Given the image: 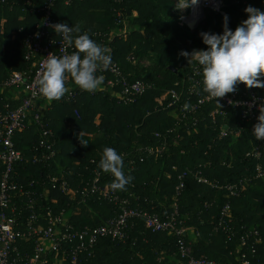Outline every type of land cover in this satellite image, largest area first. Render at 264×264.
Instances as JSON below:
<instances>
[{
    "label": "trees",
    "instance_id": "1",
    "mask_svg": "<svg viewBox=\"0 0 264 264\" xmlns=\"http://www.w3.org/2000/svg\"><path fill=\"white\" fill-rule=\"evenodd\" d=\"M51 1L12 0L0 4V81L36 70L37 59H27L25 41L42 22L41 10ZM68 1L54 3V24L71 26L73 39L88 33L108 50L111 63L118 65L130 81L144 82L149 90L134 104L124 105L106 88V83L115 79L106 73L98 74L103 76V82L94 92L82 91L72 81L66 84L68 91L60 100L43 99L37 111L52 136L45 138L37 124L27 123L14 140L25 157L14 175L25 192L12 193V205L18 209V215L26 223L34 214L49 209L56 215L65 212L70 225L80 230L105 225L119 216L120 203L128 201L129 209L142 210L162 220L178 212L179 221L193 230L187 239L192 242L194 257L239 264L246 253L251 264H264V176H257L258 165L264 172V141L252 135L258 121L241 120L232 112L228 118L213 117L215 110L223 108L218 102L207 103L197 114L187 116L181 112L182 104L169 107L172 99L168 92L178 82H188L198 66L180 53L206 49L200 33L222 34L223 17L207 13L193 32L179 22L174 12L175 0ZM247 6L264 11V0H225L231 30L247 19ZM145 62L152 64L146 67ZM244 87L239 84L236 90ZM253 89L264 97V88ZM72 91L75 97L68 101L67 95ZM6 94L2 92L0 100L6 99ZM224 125L231 131L221 139ZM165 139L168 148L161 156L146 153L147 148H161ZM48 145H53L56 156L36 161L51 154ZM106 147L122 155L123 170L133 179L124 190H117L118 204L102 193L89 195L82 203L83 189L98 175L102 189L111 190L114 177L98 168ZM257 148L262 154L260 159L247 156ZM4 172L0 164V183ZM198 172L209 185L197 181L194 175ZM184 174L185 188L178 195L179 177ZM52 177L67 181L71 192L53 190ZM245 180L249 186L239 196L227 189ZM228 205L231 213L221 224L222 212ZM257 240L260 242L256 243ZM23 250L33 255L35 244ZM84 260V264L183 261L178 238L166 233L153 234L142 220L135 222L126 242L102 239L95 254L91 258L86 255Z\"/></svg>",
    "mask_w": 264,
    "mask_h": 264
},
{
    "label": "built area",
    "instance_id": "2",
    "mask_svg": "<svg viewBox=\"0 0 264 264\" xmlns=\"http://www.w3.org/2000/svg\"><path fill=\"white\" fill-rule=\"evenodd\" d=\"M72 0L68 1V4ZM12 0H0L1 5L9 4ZM56 0H52L41 12L43 20L37 25L33 34L29 35L25 41L26 56L28 60L37 59L35 71L16 73L10 78L0 81V95L6 92V99L0 100V164L5 168L3 178L0 183V264H84V257L90 258L95 254V249L100 240L111 239L114 242H126L129 239V231L135 226L137 220L145 222L146 229L153 234L166 233L171 237L178 238V246L183 261L179 264H221L209 258L194 257L192 242H188L193 234V230L187 228L178 218V212L162 220L156 215H150L142 210L129 209L128 201L121 204V213L118 217L109 220L105 225L99 227H87L76 230L70 225L69 217L65 212L56 215L50 209L45 213L34 214L28 218L26 223L18 215V209L12 205V193H25L14 178L16 167L25 161L14 140L18 132L25 129L28 124H37L43 132V136L48 138L52 132L47 130L42 123V116L37 111L38 104L45 98L39 95L38 80L43 71L45 59L55 55L62 57L71 55L75 51L74 46L69 45L65 39L57 34L53 28L54 19L52 8ZM201 15L193 18L194 6L190 8V13L179 16L181 24L188 27L194 20L205 19L207 13H215L222 17L226 13L225 0H200ZM202 67H195L193 74L188 82H178L175 88L168 94L171 96L170 108L178 107L182 104L181 112L184 116L195 115L201 111L207 103L218 102L222 104V109L215 110L211 115L228 118L229 112L235 114L241 120L254 122L260 114V109L264 107V97L259 96L253 88H238L233 94H226L225 97L212 99L205 91L203 86ZM109 73L114 76V80L106 83L108 91L124 105L134 104L138 98L143 97L149 90V85L144 82H132L126 77L120 67L110 64L107 69L100 68L98 74ZM70 77L66 84L72 82ZM101 87V86H100ZM98 87L97 89H99ZM19 89L24 95L15 93ZM187 93L188 94L187 96ZM67 100L74 99V92L68 93ZM196 98L197 101H194ZM14 103H18L17 106ZM78 114V113H77ZM197 121V120H196ZM217 124V123H216ZM196 125V124H195ZM230 127L224 125L220 138H227L230 134ZM158 138L161 135L157 134ZM45 145V141L42 143ZM53 145H48L51 152L49 156L43 155L36 161H44L54 158L56 153ZM168 143L165 139L161 148H147L146 153L152 156H161L167 151ZM248 157L260 159L262 154L260 148L248 153ZM258 178L264 176L261 165L257 166ZM201 184L209 185L210 182L201 176V172L194 175ZM187 174L180 175V184L177 187V194L185 188V178ZM100 176L98 175L92 184H89L82 191L83 200L99 193L104 194L110 202L119 203L120 198L117 190L111 189L106 192L100 186ZM53 190L61 191L63 194L71 192V187L67 181L59 178H51ZM249 186L248 181H243L239 185L234 184L227 187L233 196H239ZM218 188V187H216ZM37 203L36 201L34 202ZM231 208L226 206L222 212L221 224L230 215ZM258 235V233H255ZM199 236V235H198ZM257 240L256 243H259ZM35 244V252L30 255L23 249L31 244ZM239 264H251L247 254L243 253ZM123 264V263H118Z\"/></svg>",
    "mask_w": 264,
    "mask_h": 264
},
{
    "label": "clouds",
    "instance_id": "3",
    "mask_svg": "<svg viewBox=\"0 0 264 264\" xmlns=\"http://www.w3.org/2000/svg\"><path fill=\"white\" fill-rule=\"evenodd\" d=\"M199 2L175 0V7L183 11ZM244 11L247 19L234 31L229 28V17L225 14L222 34L200 33L206 49L180 53L189 58V63L195 61L202 67L204 91L215 101L233 93L239 84L246 88H264V11L253 6H247ZM53 28L74 46L75 51L71 55H52L45 59L38 80L39 95L48 101L60 100L68 91L66 80L69 75L82 91L94 92L103 82V76H98L97 71L101 67L107 69L111 64L110 53L86 32L73 39L71 26L56 24ZM75 31L79 32V29ZM257 121L252 135L256 140L264 141V107L260 109ZM81 143L87 145L85 141L81 140ZM98 168L114 177L110 184L113 190H124L133 179L123 170L122 155L112 147L104 149Z\"/></svg>",
    "mask_w": 264,
    "mask_h": 264
},
{
    "label": "water",
    "instance_id": "4",
    "mask_svg": "<svg viewBox=\"0 0 264 264\" xmlns=\"http://www.w3.org/2000/svg\"><path fill=\"white\" fill-rule=\"evenodd\" d=\"M203 21H204V18H202L200 20H194L188 24V28L191 31L195 32L197 30V28L200 26V24L203 23Z\"/></svg>",
    "mask_w": 264,
    "mask_h": 264
},
{
    "label": "rangeland",
    "instance_id": "5",
    "mask_svg": "<svg viewBox=\"0 0 264 264\" xmlns=\"http://www.w3.org/2000/svg\"><path fill=\"white\" fill-rule=\"evenodd\" d=\"M190 8H188V9H185V10H183V11H180V10H177V9H175V14L179 17H181L182 15H185V14H187V12H188V10H189ZM181 19V18H180ZM180 19H179V22L181 23V21H180ZM152 63H148V62H145V66L146 67H148V66H150ZM72 126V125H71Z\"/></svg>",
    "mask_w": 264,
    "mask_h": 264
},
{
    "label": "bare ground",
    "instance_id": "6",
    "mask_svg": "<svg viewBox=\"0 0 264 264\" xmlns=\"http://www.w3.org/2000/svg\"><path fill=\"white\" fill-rule=\"evenodd\" d=\"M201 15V3L199 2L198 5L194 6V15L193 18H199Z\"/></svg>",
    "mask_w": 264,
    "mask_h": 264
},
{
    "label": "crops",
    "instance_id": "7",
    "mask_svg": "<svg viewBox=\"0 0 264 264\" xmlns=\"http://www.w3.org/2000/svg\"><path fill=\"white\" fill-rule=\"evenodd\" d=\"M15 93H17V94H20V95H22L23 93H22V91L21 90H19V89H16L15 90ZM44 104H47V103H44V102H42V105H44ZM68 124V126H70L71 127V124L68 122L67 123Z\"/></svg>",
    "mask_w": 264,
    "mask_h": 264
}]
</instances>
